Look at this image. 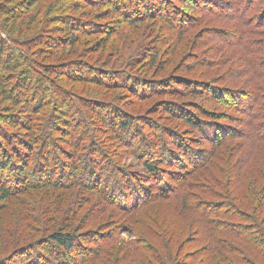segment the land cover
<instances>
[{"label":"trees","instance_id":"16d2710c","mask_svg":"<svg viewBox=\"0 0 264 264\" xmlns=\"http://www.w3.org/2000/svg\"><path fill=\"white\" fill-rule=\"evenodd\" d=\"M112 21L132 29L107 55L125 72L99 60L116 34L97 23ZM144 23L175 44L141 53ZM199 26L213 48L179 63ZM138 88L162 99L156 131L120 110ZM95 89L114 103L87 99ZM1 100L0 264H264V0H0ZM171 119L201 133V151ZM113 146L141 176L115 172Z\"/></svg>","mask_w":264,"mask_h":264},{"label":"rangeland","instance_id":"374dc122","mask_svg":"<svg viewBox=\"0 0 264 264\" xmlns=\"http://www.w3.org/2000/svg\"><path fill=\"white\" fill-rule=\"evenodd\" d=\"M81 13L83 14L82 11H81ZM77 15H81V14L77 13ZM89 15L93 16L94 12L90 13ZM112 22H115V23H112L113 25L112 24L110 25L109 23L107 25V23H104V22L97 23V25L98 24L100 25L101 29L103 27H107V28L109 27L108 29H112L114 31V34H116V35H114L115 37L111 38L108 41V44H106V46L104 47L106 54L104 56H102V58L99 57V60L101 59L100 61L106 60L109 62H113L112 65H114V67H117L116 70H122L123 72H125V66H124L125 62H123L119 58H115L113 61L108 60L107 58L109 56H107V55L109 53L112 54V52L115 50L116 51L121 50L122 42H121L120 36L121 35L125 36L127 34H131L132 29L129 28L128 26H126V24H124V23L118 24L117 21H112ZM157 25L158 26L155 27L153 24H145L144 23L142 25H138L139 27L137 26L138 27L137 32H139V35L141 37V38L140 37L138 38V41H142V43L144 45V48L141 51V53L149 55L150 52L155 50L156 48H159V49L164 48V45L168 41L171 42V44H175L172 41V39H174V35L172 33V30H170V28H167L165 25H163V26H161L160 24H157ZM76 29H79V27ZM202 32L203 31H201V26H199L197 29H195L193 31V33H191V34L196 36L194 38L191 46L189 45L190 43L187 41V39H190V37H191V35H190L188 37H185V40H183L181 42L182 44L180 46L176 47L180 51L178 54H177V52L175 53V57H176V59H179V63L187 64V60L192 56L193 53H196V52H199L198 57L201 58V60L206 58V56L204 54H202L201 51H208L213 47L207 43L208 39L207 40L205 39V42H203L205 44L206 48H205L203 43H201V42L196 43V39L201 37ZM169 34H171V35H169ZM204 38H208V35H205ZM97 40L99 41L97 44L102 45L104 43L105 39L101 38V39H97ZM59 43H62V42L59 41ZM201 44H203V45H201ZM90 45H93V44L88 42L84 46V49L86 50L87 48L90 47ZM222 47H223V45L220 48H222ZM181 53H183V55H180ZM134 55L135 54L132 51H126L123 59L125 60V59H127V56L129 58V57L134 56ZM141 57H142V54H141ZM166 57H169L167 51L163 52V57L161 59H164ZM181 59H182V61H181ZM210 60L213 62V64H217L216 62H214L215 60H213V59H210ZM196 61H199V60H196ZM199 64L201 65L200 62H199ZM109 67H111V64L109 65ZM204 71H206V74L204 73ZM71 72H73V70H71ZM75 72H76V74H78L77 71H75ZM195 73H197L195 76V78H197V81L206 80V79L212 80L216 86H219L218 80L221 79L220 77H224L223 73H220V71L213 70L210 68H204V67L203 68H201V67L197 68V71ZM201 73L205 74V77L201 78ZM188 76L191 79H193L192 75H188ZM125 83H127V79H123L121 82V84H123V85ZM85 88L88 89L89 92H91L94 89V87H91L89 85H85ZM191 88H193L194 90H200L201 91V88L199 86H195V87H191ZM139 92H140V89L138 88L135 90V92L134 91L129 92L130 97H129V95L126 94L127 97H123V100L129 99L132 105H130V107L127 108V107H123L124 105L119 104V106H121L120 110L122 111V113H124L125 116H128L131 119H134L133 121H135V123L137 124V128H139V124L141 122L147 123V121H152L154 123V125L156 126L154 128V130L156 131L158 128L163 127V123L160 119L161 117H163V115H160L161 108L158 107V105H159L158 102H161L162 99H160V97H155L154 99H150L149 101L143 103L140 100H138L137 98H136L137 100L132 98V97L135 98L136 96H138ZM79 93H80V91H79ZM81 95H83V94L81 93ZM83 97H84V95H83ZM112 97H113L112 92L111 93L107 92V95L104 97V91L95 89V92L91 93L90 96H88L86 98L91 100V101H104V102H111L112 101L114 103ZM191 100L193 102H196V104L198 103L197 101H194L193 99H191ZM187 101H189V99H186L182 102H187ZM0 102H2V100ZM102 113H103V111H102ZM99 116H101V115L99 114ZM94 122H95V124H97L95 117L94 118L90 117V119H88L87 127L89 125L94 124ZM165 126L167 127V125H165ZM169 128L174 130V131H177L178 133H182L184 138H187L188 140H193L196 143V145H194V146L192 143H190V145L193 146V148H192L193 152H196V150L201 151V133L190 130L187 127H183L182 124H180L178 121H176V120L173 121L172 119H171V125ZM142 129H143V127H142ZM104 134L108 135L109 133L106 132ZM134 139L135 138H133V140ZM62 142H64V143H62ZM56 144H57V151H60V152H58V153H60V155L64 156L63 154H67V153L69 154L71 152L70 147L68 146V143L65 140H63L61 142L60 141L56 142ZM109 153H112V155L115 158V163H114L115 172H131L135 176H137V175L141 176L142 175L143 170L138 165V163L131 157V155H127L126 153H122L118 146H113L111 149L109 147ZM106 187H108V186H106ZM69 194H71V193H69ZM39 195L40 194H33L32 197H34L36 199L39 197ZM34 201H36V200H34ZM16 205H17V203L14 202L13 208H15ZM152 215H154V212H152ZM10 216H13V218L5 217L3 222H5L6 224H8V222H11V220L13 222V220H15V215L13 214V212H12V214H10ZM10 218H11V220H10ZM134 239H135V237H134V234H132V233H129V234H126V233L121 234L120 233V240H122V241H133Z\"/></svg>","mask_w":264,"mask_h":264}]
</instances>
